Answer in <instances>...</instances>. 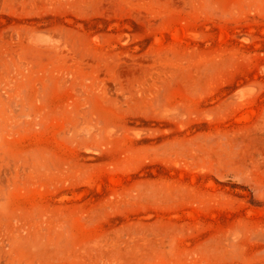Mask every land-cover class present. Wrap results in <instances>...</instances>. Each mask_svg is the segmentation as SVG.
Masks as SVG:
<instances>
[{
    "label": "rangeland",
    "instance_id": "1",
    "mask_svg": "<svg viewBox=\"0 0 264 264\" xmlns=\"http://www.w3.org/2000/svg\"><path fill=\"white\" fill-rule=\"evenodd\" d=\"M0 264H264V0H0Z\"/></svg>",
    "mask_w": 264,
    "mask_h": 264
}]
</instances>
